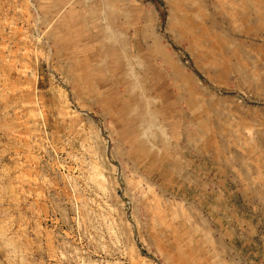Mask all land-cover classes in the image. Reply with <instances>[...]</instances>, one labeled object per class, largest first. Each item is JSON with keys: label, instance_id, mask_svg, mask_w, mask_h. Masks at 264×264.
<instances>
[{"label": "rangeland", "instance_id": "rangeland-1", "mask_svg": "<svg viewBox=\"0 0 264 264\" xmlns=\"http://www.w3.org/2000/svg\"><path fill=\"white\" fill-rule=\"evenodd\" d=\"M0 264H264V0H0Z\"/></svg>", "mask_w": 264, "mask_h": 264}]
</instances>
